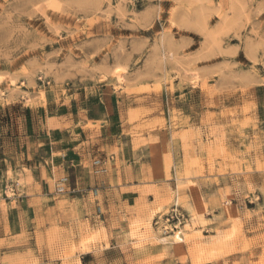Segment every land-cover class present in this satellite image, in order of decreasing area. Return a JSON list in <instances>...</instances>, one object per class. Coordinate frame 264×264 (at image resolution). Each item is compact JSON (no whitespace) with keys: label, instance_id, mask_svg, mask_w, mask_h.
I'll return each instance as SVG.
<instances>
[{"label":"rangeland","instance_id":"rangeland-1","mask_svg":"<svg viewBox=\"0 0 264 264\" xmlns=\"http://www.w3.org/2000/svg\"><path fill=\"white\" fill-rule=\"evenodd\" d=\"M99 98L154 171L104 202L52 150ZM176 191L183 240L155 227ZM0 264H264V0H0Z\"/></svg>","mask_w":264,"mask_h":264},{"label":"crops","instance_id":"crops-1","mask_svg":"<svg viewBox=\"0 0 264 264\" xmlns=\"http://www.w3.org/2000/svg\"><path fill=\"white\" fill-rule=\"evenodd\" d=\"M47 94L50 109L56 111L58 109L56 93L48 90ZM114 100L117 99L83 100L88 101L86 105H83L85 103L83 101L77 102L76 105L73 104L70 115L65 118L63 115H58L60 130L53 134L55 145L52 150L54 153L61 154L62 157L57 163V172L54 176L57 178L58 184L65 187L64 190H66V186H69L71 190L85 192L83 196L87 194L88 197L91 195L96 198L101 197L104 202L105 198L111 194L125 196L138 192V189L134 188L136 181L143 178V176H154L151 163L143 160L137 146L132 147L129 141L120 136L124 124L122 123L121 110L118 109L119 105L117 102H113ZM98 126L102 130H99ZM63 130L71 131L72 135L76 133L77 140L72 138L71 141H65ZM98 130L100 135H96V139L91 141L92 132L96 133ZM102 132L112 135L106 138ZM111 156L113 160L109 159ZM105 158H108L105 170L93 166L94 160ZM73 176H76L79 181H77V184L82 185L83 189H80L81 186L74 189ZM87 176H107V179L99 180L98 178L96 184L98 187L92 184L88 187V181L85 178ZM128 176H133L134 181L127 182ZM43 194L41 193V195ZM48 194L49 196H55L52 189ZM41 195L36 196L35 198L38 197L36 200L39 201ZM25 200L28 199H23L22 202ZM19 203L21 205V201ZM38 209L30 205L28 211H32L36 218H41ZM22 210V207L18 205L14 212L19 215ZM46 212L51 215L50 219H54V210L51 205L46 209Z\"/></svg>","mask_w":264,"mask_h":264},{"label":"built area","instance_id":"built-area-1","mask_svg":"<svg viewBox=\"0 0 264 264\" xmlns=\"http://www.w3.org/2000/svg\"><path fill=\"white\" fill-rule=\"evenodd\" d=\"M180 208L179 193L176 191L169 211L166 214L159 216L155 221V227L161 235L169 236V234L173 232L174 237L177 233L182 237V232L179 229L181 218H183ZM175 220H177V222H175Z\"/></svg>","mask_w":264,"mask_h":264},{"label":"bare ground","instance_id":"bare-ground-1","mask_svg":"<svg viewBox=\"0 0 264 264\" xmlns=\"http://www.w3.org/2000/svg\"><path fill=\"white\" fill-rule=\"evenodd\" d=\"M177 238H178L179 240H183L179 235H177Z\"/></svg>","mask_w":264,"mask_h":264}]
</instances>
